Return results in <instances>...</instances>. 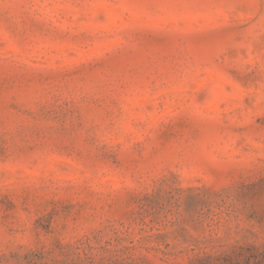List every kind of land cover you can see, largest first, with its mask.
<instances>
[{"label": "rangeland", "instance_id": "rangeland-1", "mask_svg": "<svg viewBox=\"0 0 264 264\" xmlns=\"http://www.w3.org/2000/svg\"><path fill=\"white\" fill-rule=\"evenodd\" d=\"M264 245V0H0V264H210Z\"/></svg>", "mask_w": 264, "mask_h": 264}, {"label": "trees", "instance_id": "trees-1", "mask_svg": "<svg viewBox=\"0 0 264 264\" xmlns=\"http://www.w3.org/2000/svg\"><path fill=\"white\" fill-rule=\"evenodd\" d=\"M219 264H264V245L251 243L234 248L230 253L222 254L216 259ZM193 264H210L208 259H197Z\"/></svg>", "mask_w": 264, "mask_h": 264}]
</instances>
